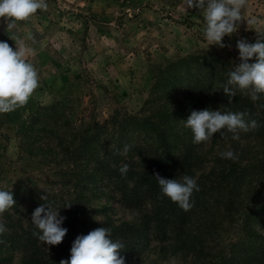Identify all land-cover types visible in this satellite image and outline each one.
Masks as SVG:
<instances>
[{
	"label": "rangeland",
	"instance_id": "1",
	"mask_svg": "<svg viewBox=\"0 0 264 264\" xmlns=\"http://www.w3.org/2000/svg\"><path fill=\"white\" fill-rule=\"evenodd\" d=\"M46 3L47 10H37L11 32L0 18V41L14 50L8 36L26 40L31 34L26 43L33 54L27 60L39 76V86L24 106L0 114V190H10L16 201L0 216L6 228L0 234V264H60L70 258L78 235L98 227L109 228L112 235L124 223L136 229L120 239L125 264H252L259 257L256 264L264 263V94L253 102L239 92L226 98L222 90L228 73L240 62L237 40L255 43L258 34H264V0H248L237 32L222 40L230 48L207 44L202 14L194 8L185 10L184 0ZM249 19L255 23L249 24ZM192 58L205 64L198 69L177 63ZM253 62L255 57L249 61ZM209 75L212 81L206 78ZM171 76L178 82L174 87L164 85ZM204 84L212 86L208 97L193 96ZM241 98L248 101L239 105ZM189 100L222 113L246 112L245 120H256L259 126L241 131L239 140L222 129L223 134L214 133L209 141L192 145L194 156L182 168L169 166L163 171L170 179L188 175L200 183L190 210H181L185 221L178 232L161 231V207L169 199L160 198V193L150 197L140 188L141 203L133 194L126 197L113 189L106 175H94L95 187L91 178L72 176L69 170H77L76 125L100 133V140L90 145L95 156H122L116 150L128 145V160H148L143 167L154 170L150 157L161 152L159 143L124 118H144L163 107L183 108ZM182 121L176 120L180 134ZM179 148L185 149L178 144ZM228 150L238 159L221 158L220 153ZM222 170L232 176L223 179L228 187L216 194L206 186L220 182ZM200 203L205 207L198 208ZM41 205L45 210L50 205L66 218L61 226L67 233L59 245H43L33 235L38 230L31 214Z\"/></svg>",
	"mask_w": 264,
	"mask_h": 264
},
{
	"label": "clouds",
	"instance_id": "2",
	"mask_svg": "<svg viewBox=\"0 0 264 264\" xmlns=\"http://www.w3.org/2000/svg\"><path fill=\"white\" fill-rule=\"evenodd\" d=\"M248 0H184L185 10L196 9L203 16L202 35L208 45L219 48L231 47L222 42L225 36H232L238 30L240 22L244 21L243 9ZM46 0H0V18L6 23V29L12 31L17 23L28 20L37 10H47ZM249 24L255 23L249 19ZM15 44L13 47L5 41H0V114L9 113L18 107L24 106L33 92L39 86V76L36 68L27 57L33 54V49L26 43L31 40V34L25 39L16 35L8 36ZM264 34H258L255 43H249L241 38L236 42L239 53V64L233 66L228 73V79L222 90L227 97H235L237 93L247 95L253 102L264 94ZM255 57V62L249 63ZM246 112L222 113L209 108L193 110L185 121L184 127L191 130L192 143L201 144L209 141L214 133H221L222 129L232 133V139L239 140L241 131L248 132L259 125L256 120L246 121ZM223 134V133H221ZM130 147L125 145L122 150L117 149L115 154L126 156ZM221 158L236 160L238 156L232 151L220 153ZM129 166L124 164L119 168L125 176ZM159 188L160 198H168L181 209L188 211L191 208L190 197L193 191H199L195 178L184 175L180 179H166L158 173L154 174ZM46 200L47 196H42ZM16 201L10 190H0V216L15 205ZM41 205L31 214V223L38 230L33 235L43 245H59L67 233L62 227L64 216L59 210H53L50 205ZM71 204L65 206L70 207ZM6 228L0 222V234ZM111 231L107 227H98L87 235H78L70 248V258L61 260L60 264H125V258L120 255L124 245L113 241ZM48 251V249L46 248Z\"/></svg>",
	"mask_w": 264,
	"mask_h": 264
},
{
	"label": "trees",
	"instance_id": "3",
	"mask_svg": "<svg viewBox=\"0 0 264 264\" xmlns=\"http://www.w3.org/2000/svg\"><path fill=\"white\" fill-rule=\"evenodd\" d=\"M177 63H180L181 66H186L189 64H194L195 67L199 69V65H204V62H200V60L196 58L190 59V61L182 59L177 61ZM213 69L215 70V73L212 74L216 75V61L211 62L210 64ZM210 81L214 77L207 76ZM175 77L171 76L169 78V82H166L164 85H170L174 87V85L178 84L177 81H174ZM212 90L211 84H204L200 89L196 90L192 95L196 97H208L206 96L209 94ZM224 94V93H223ZM214 98H216L217 93L213 94ZM226 98H230L227 97ZM242 103H239V105L245 104L248 99L247 98H241ZM193 100L187 101V104L183 108H167L163 107L159 111H153L146 117H139L137 119L135 118H124L127 120H133L130 124L135 122V128H142L146 132L151 133L155 137V141L159 143V146L161 147V152L158 154L157 151L154 152L153 156H147L144 158H149L155 163L154 170H157V173L166 179H170V176H165L167 171L166 170L169 166H172L174 168H182L186 162L185 160H189L190 157H193L194 150L192 149V145H195L192 143V133L191 130L184 127V124L181 128V134L176 130V120L182 119L185 121L188 116L191 114L193 110H203L205 108H200L195 103L192 102ZM66 109V108H65ZM258 118V117H256ZM66 119V117L64 118ZM76 120H82L76 119ZM92 131V133L90 132ZM95 130H92L89 127H83L82 125H76L73 128L74 136L76 137L78 146L73 150V154H76L77 157H75V163L74 167H77V170L72 169L69 170L74 177H84V178H91L94 181V175L97 173L100 175H106L108 176V184L112 186L113 189H119L124 192V196H129V194H132L135 196L134 199L136 202H143L140 201V199L137 197V194L140 190V188H143L147 195L150 197H157L160 193V188L158 185V182L156 178L154 177V170H150V168L143 167L145 165H142V162H148V160H142L140 163L133 162L132 159L128 160L127 158H124L123 156H115L112 159H106L102 156H95L94 155V148L90 147L91 143L97 142L100 140V133L94 132ZM182 139V141H181ZM183 145L185 149L179 148L177 149V145ZM195 148V147H194ZM108 149V146L106 145L103 149ZM179 150L177 153L176 151ZM109 157L111 154V150H108ZM80 158H83L82 161L78 162ZM150 161V160H149ZM184 163V164H182ZM190 163V161H189ZM124 164H127L129 166V170L125 176H122L119 172V168L123 166ZM148 164V163H147ZM182 164V165H180ZM113 165V166H112ZM91 166L90 171L88 172V168ZM188 167V165H186ZM68 171V172H69ZM229 172H231V168H229ZM192 173V172H191ZM232 173V172H231ZM232 174L225 173L224 170L221 171L220 182H210L207 184L206 188L214 191L216 194H221L225 191V189L228 187L227 184H225L224 180H229ZM213 178H217V175ZM224 179V180H223ZM95 181H94V187H95ZM129 184H133V187H129ZM200 184V183H198ZM229 185H232V182L228 183ZM143 186V187H142ZM200 190V188H199ZM194 193L190 197V201L193 199ZM205 204V202H204ZM205 207V205H202L200 203L199 207ZM197 208V209H198ZM182 209L174 202L166 201L164 202L161 207L160 212V221H161V231L162 232H178L181 228L180 225L184 224L185 221V212L181 211ZM252 215V214H251ZM250 215V216H251ZM195 216V212L193 214ZM165 220V221H162ZM126 226V227H125ZM127 223H124V225L120 228H114V234L110 236V238L115 242L119 241L124 236H130L134 234L136 229L134 227L129 226ZM138 242L134 243L132 248L135 246H138ZM135 245V246H134ZM261 260V257L258 258ZM258 259L256 262H253L252 264H256L258 262ZM41 262V260H40ZM39 262H36L37 264ZM39 264H49L47 262H41ZM225 264V263H222ZM261 264H264L263 262Z\"/></svg>",
	"mask_w": 264,
	"mask_h": 264
}]
</instances>
